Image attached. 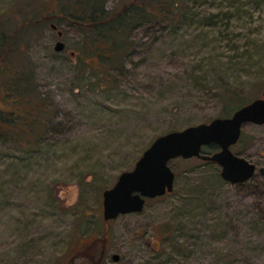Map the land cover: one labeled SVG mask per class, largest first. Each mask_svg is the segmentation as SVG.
<instances>
[{"label": "rangeland", "instance_id": "rangeland-1", "mask_svg": "<svg viewBox=\"0 0 264 264\" xmlns=\"http://www.w3.org/2000/svg\"><path fill=\"white\" fill-rule=\"evenodd\" d=\"M141 1L146 17L112 41L60 0H0V264H264L258 169L231 183L215 161L177 156L171 191L103 218L102 190L157 135L264 91V0ZM11 67L29 78L15 100ZM233 147L264 164V123Z\"/></svg>", "mask_w": 264, "mask_h": 264}, {"label": "water", "instance_id": "water-1", "mask_svg": "<svg viewBox=\"0 0 264 264\" xmlns=\"http://www.w3.org/2000/svg\"><path fill=\"white\" fill-rule=\"evenodd\" d=\"M55 28L56 24L51 23ZM61 34V30H58ZM64 42L56 40L54 48L61 50ZM246 122L264 123V91L225 116H214L208 121L188 124L157 135L136 159L134 166L122 170L113 184L102 190V214L105 220L128 212L141 211L146 199L169 192L174 187L175 171L168 161L174 157H200L220 165V174L231 183L248 180L255 165L242 155L234 153L230 145L239 138ZM216 143L212 152L203 145ZM264 174V167L260 168ZM112 262L119 264L120 254H111Z\"/></svg>", "mask_w": 264, "mask_h": 264}, {"label": "trees", "instance_id": "trees-1", "mask_svg": "<svg viewBox=\"0 0 264 264\" xmlns=\"http://www.w3.org/2000/svg\"><path fill=\"white\" fill-rule=\"evenodd\" d=\"M61 1L65 2V0H60V6L63 7L62 8L63 11H68V12H65L68 18L72 17L76 19L79 24L85 25L94 34L103 35L105 38L111 39L112 41H114V39L116 38L117 33L119 31H122V28H124L125 26L126 27L130 26L131 24L134 23V20L142 19V17L144 16L146 17L147 15V11L145 10L143 6L144 2L141 0H130L127 3H124L120 8H116L112 10H109L105 7L104 0H72V2L69 1L71 2L70 4L69 2H67V5H65L64 2H61ZM155 5L158 6L159 11H162L164 9L162 6V3L161 4L156 3ZM167 11L169 13L172 12L171 10H167ZM50 19L52 18L50 17ZM51 23H54V22H50V25ZM7 49L8 48L6 47V43L3 41V39H1L0 58L2 57V61L4 60L5 53L8 52ZM104 49H106V51L107 49L109 50L108 47L107 48L103 47L99 51V54L104 55L103 53ZM110 51H112L115 54L114 49L112 50L110 49L108 52ZM4 62L5 60L2 63L3 65L0 64L2 65V68H4ZM11 72H12L11 75H13L12 79L14 83H17L18 85L16 87L12 85V87H10L9 90L7 91V96L15 100L17 99L18 94L20 93L22 95L24 94L23 91L25 87H20L19 82H21L22 80H27L29 78L27 76L20 74L17 69L15 70L12 69ZM226 97L227 98L229 97L228 94L226 95ZM246 102H242V103L235 102L236 103L235 107L237 108ZM7 113H10V111H8ZM7 113L2 112V110H0V122H1L0 125L2 124V122L8 121L9 116L7 115ZM11 113L14 114V112L12 111ZM34 114H36V111H33V115ZM216 147H218L217 144L213 142L208 145H205L203 149L205 152H212L214 151ZM170 160L168 161V163L170 162ZM98 238H100V232H98V237H96L95 242H98L97 240ZM91 245L94 246L95 243Z\"/></svg>", "mask_w": 264, "mask_h": 264}, {"label": "flooded vegetation", "instance_id": "flooded-vegetation-1", "mask_svg": "<svg viewBox=\"0 0 264 264\" xmlns=\"http://www.w3.org/2000/svg\"><path fill=\"white\" fill-rule=\"evenodd\" d=\"M230 114H231V113H230ZM246 123H247V122H246ZM252 123H254V122H252ZM244 124H245V123H244ZM244 124H243V125H244ZM256 124H258V123H256ZM243 125H242V127H243ZM241 136H242V128H241V132H240L239 138L237 139V141H236L235 143H233V144L230 145V148H231V150H232L234 153L246 157L245 155H243V153L240 152L241 150H236V149H234V147H233V146H235L236 144H238V143L240 142V140H241ZM209 144H210V143H209ZM207 145H208V144H207ZM204 146H205V145L202 146V150H204V149H203ZM217 146H218V145H217ZM216 149H218V147H216L214 150H216ZM246 158H247L248 160H250L252 163H254V165H255V171H254V173L256 172V169H258L259 172L261 173L260 168H261V167H264V164H263V163H262V164H257L254 160L249 159L248 157H246ZM263 159H264V155H263ZM254 173H253V174H254ZM262 174H263V173H262Z\"/></svg>", "mask_w": 264, "mask_h": 264}]
</instances>
